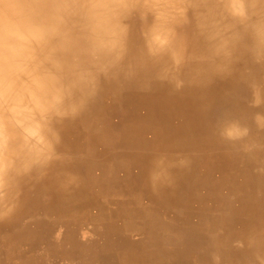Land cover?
Returning a JSON list of instances; mask_svg holds the SVG:
<instances>
[{
  "label": "bare ground",
  "instance_id": "6f19581e",
  "mask_svg": "<svg viewBox=\"0 0 264 264\" xmlns=\"http://www.w3.org/2000/svg\"><path fill=\"white\" fill-rule=\"evenodd\" d=\"M243 8L241 0L220 6L216 0H0V255H12L18 240L81 218V212L115 222L106 198L122 189L156 209L182 207L177 191L189 184L196 154L211 145H241L248 115L231 113L217 127L204 120L200 106L196 119L178 123L169 119V92L126 96L121 109L110 110L122 118L114 134L95 126L75 147L62 141L64 118L77 113L95 72L110 67L130 77L133 70L154 71L177 90L174 70L188 39V12L198 16L196 32L222 79L231 75L239 43L264 57L260 23L251 32L232 16ZM232 115L233 124L226 119ZM240 117L243 123H235ZM243 159L245 172L225 181L241 195L225 215L233 224H218L216 264H264V182L246 163L250 157Z\"/></svg>",
  "mask_w": 264,
  "mask_h": 264
},
{
  "label": "rangeland",
  "instance_id": "374dc122",
  "mask_svg": "<svg viewBox=\"0 0 264 264\" xmlns=\"http://www.w3.org/2000/svg\"><path fill=\"white\" fill-rule=\"evenodd\" d=\"M223 1L228 0H216V3L220 6ZM241 1L244 8L232 16L242 18L244 27L248 26L251 32L256 23L264 29V0ZM254 2L260 12L255 11ZM203 17L206 18L204 12ZM197 18L188 12L185 23L188 39L182 60L174 70L179 80L177 90L172 91L167 79L153 75L154 71L140 75L133 70L136 74L130 77L121 67L98 70L88 80L87 93L77 113L64 118L67 130L62 141L75 147L95 126L99 132L105 129L104 133L112 136L122 118L110 110L121 109L126 96L169 92L166 106L169 119L174 122L196 119L195 109L200 106L204 120L214 121L217 127L231 113L248 115L251 126L249 129L243 126L242 144L232 141L220 148L211 145L213 148L205 147L196 154L197 168L190 173L189 184L177 191L182 207L175 212L165 207L153 208L141 201L135 191L122 189L106 198V210L117 217L115 222L108 221L103 214L91 218L81 212V218L38 237L18 240L12 255H0V264H216V253L221 246V238L216 237L217 227L233 224L234 220L225 215L234 206L237 195H241L239 191L231 193L225 181L233 174L236 176L235 172H245L243 158L248 156L250 160L246 163L251 162L261 183L264 182V57L250 55L244 44L239 43L230 63L231 75L222 79L213 67L216 57L208 55L203 36L196 32ZM226 119L234 123L233 115ZM235 123L242 124L243 118ZM238 134L231 136L239 140ZM143 135L152 137L148 130ZM256 195H261L260 187Z\"/></svg>",
  "mask_w": 264,
  "mask_h": 264
}]
</instances>
